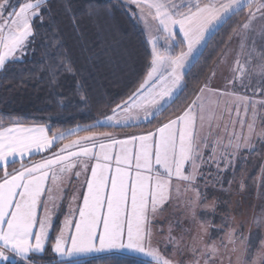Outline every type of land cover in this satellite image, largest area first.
<instances>
[{
    "label": "snow or ice",
    "instance_id": "obj_1",
    "mask_svg": "<svg viewBox=\"0 0 264 264\" xmlns=\"http://www.w3.org/2000/svg\"><path fill=\"white\" fill-rule=\"evenodd\" d=\"M48 3L0 0V71L5 76L6 64L22 59L34 41L33 21L45 19L41 9L51 14ZM115 7L144 25L151 44L145 79L112 115H105L104 122L121 127L141 119L151 124L166 112L180 99L178 90L187 88L184 77L194 66V54L206 46V36L245 10L246 17L232 27L208 78L193 86L178 114L153 131L117 139L95 133L104 123L97 120L81 129L90 135L71 130L50 136L43 125L12 120L4 126L0 120V264H35L34 257L50 243L53 216L65 200L67 215L51 241L57 264H85L82 258L99 253L108 255L98 264H223L225 258L228 264H264V205L253 217L261 231L258 245L234 226L233 215V205L240 207L249 189L264 200V166L255 177L236 171L237 159H247L245 150L252 154L256 143L264 145V99L229 90L238 83L264 96V0H116ZM111 11L95 5L88 15ZM80 46L90 62L107 54L103 39L92 47L81 36ZM221 65L229 71L222 89L213 83ZM60 68L75 74L66 54ZM58 140L69 142L38 162L23 163ZM16 163L20 167L9 171ZM212 165L215 173L208 170ZM82 176L83 182L72 187ZM210 189L221 195L210 198ZM237 196L241 199L234 201ZM216 216L218 224L209 218ZM212 230L220 235L213 237Z\"/></svg>",
    "mask_w": 264,
    "mask_h": 264
},
{
    "label": "trees",
    "instance_id": "obj_2",
    "mask_svg": "<svg viewBox=\"0 0 264 264\" xmlns=\"http://www.w3.org/2000/svg\"><path fill=\"white\" fill-rule=\"evenodd\" d=\"M115 3L116 0H49L51 14L41 9L44 21H33L35 39L32 53L22 61L6 64V76L0 71V120L4 126H9L12 120H18L26 125L46 126L50 135L77 127L86 128L104 119L105 115L110 116L112 109L139 87L146 77L151 60V46L141 23L123 8L115 7ZM95 5L111 7V15H88L90 6ZM73 17L79 24L78 29L73 27ZM245 17L246 10L223 24L210 37L193 63L194 66L190 67L184 77L187 88L180 91V99L151 124L146 122L128 128L97 125L93 131L97 134L145 133L153 131L173 113L178 114V110L186 103L184 98L190 96L193 86L203 83L216 67L232 27ZM81 36L92 47L103 39L107 54L90 62L81 49ZM96 50L99 51L98 48ZM65 54L71 58L75 74L60 68ZM53 73H56L55 76ZM84 133L88 132H81ZM29 162L24 164L28 165ZM13 167L19 168L20 164L9 165L8 170L12 171ZM53 228L50 243L43 256L34 258L35 264H57L51 241L60 229L59 220ZM107 255L82 260L85 264H98ZM126 259L131 260L130 257Z\"/></svg>",
    "mask_w": 264,
    "mask_h": 264
},
{
    "label": "rangeland",
    "instance_id": "obj_3",
    "mask_svg": "<svg viewBox=\"0 0 264 264\" xmlns=\"http://www.w3.org/2000/svg\"><path fill=\"white\" fill-rule=\"evenodd\" d=\"M10 2L12 4L18 5L19 3L23 2V0H10ZM163 46L164 45H161V47H163ZM232 46L236 47L235 42H233ZM33 48H34V45H33V42H32L31 44H29L28 48L25 50L26 54L23 56V58L22 59H18L16 61H22L25 57H28L32 53ZM234 90L237 93L241 94V95L251 96L255 100L264 99V96H262L259 93L258 90H257V92L255 94H253V91H252L251 88H249L247 91H245L243 88L239 87L238 83L235 86ZM104 120H102L101 122H104ZM140 121L145 122L143 119H141ZM137 122H139V121H131L129 123H134L135 124ZM225 122H227V118H225ZM205 131H207V129H205ZM86 134L87 133H84V135H86ZM112 134L117 139H126L128 136H130L132 134H142V133L141 132H126V133H112ZM76 138H77V136L75 138H73V139H76ZM254 143H255V141H254ZM256 149H257V151L253 152L252 154H248L247 150H245L242 153V155L247 157L246 160L237 159V161H236V171L237 172H240V171L243 170L244 174L246 176H251V177L257 176L261 166H264V145H261L260 143H256ZM52 152H50V154L48 156H50L52 154ZM207 154L208 153L206 152L205 155H207ZM48 156H46V157H48ZM221 166L223 167V165H221ZM211 168H212V173H215V166L212 165ZM227 175H228L229 178L231 177V173H227ZM71 184H72V187H76V186L79 185V183H77V181H72ZM214 195H221V194L217 193V192H214L213 190L210 189L209 190V197L211 198ZM222 198L223 199H228V197H226V196H224ZM239 199H241V197H239V196L233 197L234 201L235 200H239ZM242 200H243V203H242V205L240 207H235V205H233V207H234L233 215L235 216V225L234 226L239 227L240 230H242L246 234H248L250 243H252L253 245H258L259 239H260V236H261V231L254 226L253 217L254 216L258 217V214L261 211V205H264V200H261L257 196L256 192L254 190H251V189H249L244 194ZM220 209H221V211H223L224 206L220 205ZM170 215H171V210L168 213H165V216H170ZM209 218L213 219V222L216 223V224L220 223L219 216L209 217ZM165 227H166V225H165ZM211 234H212L213 237H217L218 235H220V234L216 233L214 230L211 231ZM156 239L157 240H162L163 238L158 235L156 237ZM46 249H47V245L45 247V251H46ZM44 253L38 254L35 257L43 256ZM105 254H107V253L94 254V256L84 257L82 259L91 258V257H98V256H102V255H105ZM55 258H56L57 261L59 260V257L56 254H55ZM16 259L18 260V258H16ZM223 264H228L227 258L224 259Z\"/></svg>",
    "mask_w": 264,
    "mask_h": 264
},
{
    "label": "crops",
    "instance_id": "obj_4",
    "mask_svg": "<svg viewBox=\"0 0 264 264\" xmlns=\"http://www.w3.org/2000/svg\"><path fill=\"white\" fill-rule=\"evenodd\" d=\"M133 11H135L134 8H133ZM139 23H140V22H139ZM141 25H142V27H143V29H144V25H143V24H141ZM219 28H220V27H219ZM219 28H218V29H219ZM144 31H145V30H144ZM216 31H217V30H216ZM216 31H214V32H212V33H210V34H208V35L206 36V41H208V40L210 39V37H211ZM145 34H146V37H147V39H148V41H149V35H148V33H147L146 31H145ZM153 34H155V33H153ZM178 37H180V38L182 39V34H179ZM149 44H150V42H149ZM158 44H159V46L163 45V41H162V40L159 41ZM150 46H151V45H150ZM204 47H205V46H201V47H199L197 53L194 54V59H192V61H191V64H192V65H193V63L196 61V59L198 58V56L201 54V52L203 51ZM185 50H186V48H185ZM190 67H191V65L189 66V69H190ZM221 73H222V75H221ZM228 75H229V71H228V69L225 68L223 65H221L220 68H219V70H218L217 77L213 80L214 85L222 89V88L224 87V85H225V81H226V78L228 77ZM234 88H235V87H234ZM234 88H233V86L229 85V90H231V91H235ZM179 93H180V91L178 90V94H179ZM117 111H119V109H118ZM111 115H112V114H111ZM104 119H105V118H104ZM104 119H102V120H104ZM102 120H100V121H102ZM143 123H146V121H145V122H143V121H139V122H137V123H135V124H134V123H130L131 126H124V127H121V126H116V125H112V126H110L107 122H104V123H103V126H101V125H99V126H101V127H109V128H128V127H132V126H138V125H141V124H143ZM9 126H11V125H9ZM27 126H38V125H27ZM81 129H83V127H78V128H74V129H71V130H77V135H78V136H85L84 134H81V132H83ZM71 130L65 131L64 133L67 134V133H68L69 131H71ZM112 133H117V132H112ZM49 135H50V134H49ZM86 135H90V133H87ZM50 136H51V135H50ZM75 137H76L75 135H74V136H71L70 139H73V138H75ZM68 142H69L68 140H63V141L58 140V141L54 142L52 149H50L49 151H45V152H41V153H35V152H34V153L32 154V156H30V157H27V156H26V157L24 158L23 163H24V162H28V161H30V162L28 163V165H30L31 163L38 162V161L42 160L43 158H45L46 156H48V155L50 154V152H52V151H58L59 147H62L64 143H68ZM61 143H62V144H61ZM39 157H41V158H39ZM16 164H18V163H16ZM19 164H20V163H19ZM10 165H12V164H10ZM26 166H27V165H26ZM0 169H1V168H0ZM208 170L212 172V168H211V169H208ZM82 182H83V176L80 178L79 181H77V183L80 184V183H82ZM67 205H68V201H67V200L63 201L62 204H61V208L58 209L57 212L54 214V216H53V227H54L55 223H56L58 220L60 221V228L62 227L64 217H65V215H67V211H68ZM51 233H52V231L50 232L49 238H50V236H51ZM53 253H54V252H53ZM54 258H55V253H54ZM55 259H56V258H55Z\"/></svg>",
    "mask_w": 264,
    "mask_h": 264
}]
</instances>
